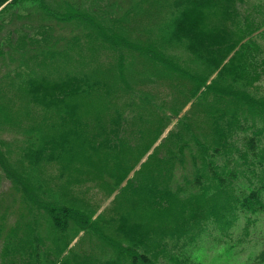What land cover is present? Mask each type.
<instances>
[{"label": "trees", "instance_id": "trees-1", "mask_svg": "<svg viewBox=\"0 0 264 264\" xmlns=\"http://www.w3.org/2000/svg\"><path fill=\"white\" fill-rule=\"evenodd\" d=\"M17 1L0 0V13ZM123 2L78 10L39 0L45 13L20 16L30 21L25 36L0 51L22 77L0 81V133L7 125L21 135L19 145L0 135V264H190L171 252L205 227L230 239L244 216L248 237L264 217V98L246 88L264 69V0H156L148 11ZM114 6L122 15L98 23ZM70 12L96 14L98 34L126 44L120 80L58 75L64 60L82 56L53 32ZM4 28L0 20V35ZM136 53L139 68L125 66ZM80 182L88 186L78 198L71 186ZM93 189L111 197L98 214Z\"/></svg>", "mask_w": 264, "mask_h": 264}, {"label": "rangeland", "instance_id": "rangeland-1", "mask_svg": "<svg viewBox=\"0 0 264 264\" xmlns=\"http://www.w3.org/2000/svg\"><path fill=\"white\" fill-rule=\"evenodd\" d=\"M68 1L71 2L72 6L78 10L82 9L83 3L85 5L90 3V0H79L83 1V3H75L74 0ZM117 1L120 2L121 0ZM139 1L142 5V8L147 11L151 10L152 6L156 3V0ZM159 1L161 2L162 0ZM123 4H125L126 8V5L128 3L125 0ZM64 6L65 4L63 5V10ZM105 9L106 8L103 9V7L101 6V10L104 11ZM124 9H119L117 6H114L111 10L108 8L106 10L107 16L102 13L100 22H98V16L96 18V22L104 24L107 21L106 19L108 17L110 21L112 19H117L122 15ZM27 11L32 12V16H36L40 13H45V10L41 7L39 0H18L15 4L9 5L2 11V13H0V20H2L5 25L4 31L0 35V51L8 50L7 47L10 45V43L12 42V44H15L17 38L20 39L23 31L28 28V26L22 25L21 23H28L30 22L29 19L20 18V16H23V14H25ZM59 11H62V8L59 9ZM87 14L88 13H86L85 15H79L76 13L74 14L73 12L66 13L62 15L63 18L59 19L58 23H54V27L56 28V30L53 32H58L60 34L64 41L63 45L66 47L68 42H70V45H73L74 49L82 55L79 59L68 57L66 60H64L60 64V71L58 72V75L63 77L69 73H78L79 76L85 77V73H91L93 75L92 78L95 77L99 79H112L113 77L120 80V68L122 67V65L120 66L119 64V55L126 50V44L116 39V45L111 47V43H107L105 41L106 39L99 35L97 32L98 30L94 29L91 24V22L93 21L92 17L96 14H99V11L94 15L92 14V12H90V14L88 15ZM67 15L68 17L64 19V16ZM164 15L170 16L167 10H165ZM17 16H19L20 19ZM135 18H138L137 13L134 15L126 14L127 21L133 22ZM127 21L126 25H133ZM31 25H33L34 28L38 27L35 22H33ZM115 27V32L120 31L123 35V39H126V31H123L122 27ZM36 31L38 32L39 29ZM133 33L137 35L135 31ZM23 36H25V34ZM116 50H120V53H117ZM142 61L143 58H141V55L136 53L131 55V57H127L124 60V63L126 66L130 62L131 64H133V67L137 66L139 68ZM0 68V77L4 76L0 78L1 82L11 83L14 81L20 83L22 81V77L15 78L13 63L7 58V55L6 58L0 56ZM23 69L24 67L18 68V72L23 71ZM251 75H253L256 80L248 79V83L246 85L248 93L251 96L256 97L257 99L264 98V69L256 68L251 72ZM15 95L12 96L14 105L16 107L17 105H23V100L18 95H16L15 97ZM130 97L131 99L138 98V96L135 94H130ZM37 109L40 110L39 108ZM31 114L33 115V112ZM26 121L28 122L29 120L27 119ZM27 122H25L24 125ZM175 122L176 119L171 121V123L166 128L167 130L163 132L162 137H164L167 131L173 127ZM17 133L9 129L6 125L5 130H3L0 135L7 138L13 144L16 141V138H18ZM20 138L21 135L17 139L18 145L21 143ZM151 151L152 147L148 151V153H150ZM131 174L132 172H130L128 176H130ZM56 181L59 182V180ZM243 182L244 180L239 177V180L236 182L235 186H242L245 183ZM1 183L3 185V188L8 187L9 185L4 179H2ZM85 186H88V184L81 182L71 186L72 190H74L75 197H82L80 188ZM93 191H96V198L100 200V203L97 204L98 210L96 214H98L105 209L111 197L105 198L103 191H99L97 189H93ZM88 196H93L91 191L88 193ZM88 196L85 195L84 198L89 199ZM96 202L97 200L95 201V203ZM18 209H22V206H18ZM96 214L93 216V218L96 216ZM245 225V217L240 216L239 221L234 222L233 226L229 229L230 239H226L224 238V236H221V232L215 230L216 228L207 226L205 227L204 231L200 232L199 238L195 239L194 242L191 241L189 243L183 244L181 248H178L176 249V251L171 253H175V255H178L180 258L188 260L190 264H264V217L259 216L256 219L255 224L251 223L250 226H248L250 233L248 237L242 236V230H245ZM227 231L228 229L224 230V232ZM261 236L262 239H260Z\"/></svg>", "mask_w": 264, "mask_h": 264}]
</instances>
